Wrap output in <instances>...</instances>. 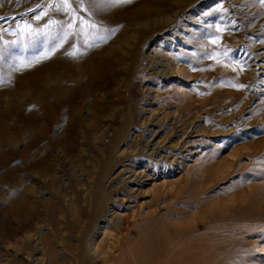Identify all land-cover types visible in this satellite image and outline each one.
I'll return each instance as SVG.
<instances>
[{
	"label": "rangeland",
	"instance_id": "374dc122",
	"mask_svg": "<svg viewBox=\"0 0 264 264\" xmlns=\"http://www.w3.org/2000/svg\"><path fill=\"white\" fill-rule=\"evenodd\" d=\"M95 1L0 0V264H160L165 246L121 256L134 207L129 242L185 231L196 264H264V0H151L114 27ZM107 49V84L68 80L51 124L50 65Z\"/></svg>",
	"mask_w": 264,
	"mask_h": 264
},
{
	"label": "bare ground",
	"instance_id": "6f19581e",
	"mask_svg": "<svg viewBox=\"0 0 264 264\" xmlns=\"http://www.w3.org/2000/svg\"><path fill=\"white\" fill-rule=\"evenodd\" d=\"M101 1H103V0H97V1H95V4H94L95 6L94 5L93 6L98 9V14L99 13H102V12L104 14L106 13L105 15H108L107 16V23L111 27H114V26H117L118 24L122 23L123 21L124 22L125 21L126 22L128 21L127 23H129V22L135 21L137 18H140V17H143L144 15H146L148 13V11L145 8L146 6H144V5L146 3H148V2H150L151 0H129V1L123 2V3H117L116 0H111L112 2L110 4H112V5L108 4L109 6H107L105 2L104 3L103 2L101 3ZM131 6H134L135 7L134 10H132V8L130 9ZM125 10H128L127 11L128 13H122ZM99 11H101V12H99ZM104 14H100V17H103ZM17 23H19V21H17ZM81 39H82V37H81ZM54 40H55V38H54ZM52 44H53V39H52ZM56 51H54V53ZM107 51L108 52L106 54H104L103 52H100V51H94V52H92L93 54H91L89 58H86L87 57L86 56L85 59L83 60V63H81L79 65V68L81 69L80 70L81 72H79L77 69L71 68L69 66V64H68V61L69 60L67 58L66 59L68 61L66 59L65 60H62V61H65V62H63V64L61 66L56 65V63L53 64V67H52V65H50L49 75L51 77H52V75H54V77H52V80H51L49 78V76H48L47 83H49L48 84L49 87L47 88L45 86L46 87L45 92H37L36 94H34L33 91L32 92L35 95V100L37 101V103L40 106V108L46 113L47 117L50 118V120H51L50 122H52L51 124H54L52 120L56 121V116H54V114H55L54 111H56V110H58L60 108L65 107L67 105V103L69 102V97L70 98L72 96L74 97V95L71 94L72 95L71 96L69 94V93H71L72 90L70 89L71 90L70 92L65 91L66 89L65 88L63 89V85H65L66 88L69 89L70 88V85H71L69 82H72V83H74V86H76V87H79L80 86L79 89L82 87V90L83 91L86 90L87 93H89V91H91V90L94 89L93 88L94 86L104 87L105 84H107V83H105L104 81L101 80V79H103V80L104 79H107V78H104V77L108 76L107 74H108L109 69H110L109 64L112 63V62H110L111 61V56H110V54H108V53L111 52V49H109V50L107 49ZM54 53H52V55ZM55 54H54V56H55ZM111 67H112V65H111ZM78 76H80V78H82L81 80L78 79V81L81 82L80 84L78 83V81L76 82L79 85L78 84H75V82H74L75 80H77V77ZM68 80H69V82H67ZM72 80H74V81H72ZM68 83L70 84L68 86L69 88L67 87V84ZM75 94L77 95L78 93L76 92ZM77 97H74V99L77 98ZM52 107H53L54 110H52ZM69 108H70V102H69ZM65 111H66V109H65ZM57 112H59V111H57ZM57 116H58V114H57ZM57 119H58V117H57ZM34 122H35V120H34ZM31 125H33V127H30V128L28 127V130L29 129L30 130L27 131V132H30L29 135L30 134H34V136H35V132L33 131V130H35L34 124H31ZM27 136H28V133H27ZM30 136L32 137V135H30ZM64 137H65V139H67L66 135H64ZM34 138H38V137H34ZM32 141H33L32 142V144H33V143H35L34 141H37V139H35V140L32 139ZM150 161H151V159L149 160V164H150ZM151 163H152V161H151ZM156 164L157 163L154 162V165H156ZM154 167H156V166H154ZM140 171H142V170H140ZM140 173H142V172H139V174H136L135 175V177H136L135 180L138 181V182L139 181L141 182L140 178L142 176L140 175ZM147 177H148V175H147ZM125 186L126 185H124L122 187L119 186V187H120V189L123 188V187L126 189L127 187H125ZM95 187H96V189H94V192L92 193V197H93L92 208H93V212L95 214H98L99 215L101 213V211H106L107 210L108 202L111 201L110 199L112 198L113 195L112 194H109V192H107L108 190L106 191L103 188H101L100 186L95 185ZM126 191L129 192L130 189H127ZM127 194H128L127 199L128 198L129 199L131 198L130 201H133L134 196L132 195V193H127ZM127 194H125V195H127ZM123 199L124 198H122V200ZM139 206H140V204H139ZM50 208H51V206H50ZM129 210L127 211L128 212L127 213L128 216L125 217L126 219L123 222H120L119 221V217L117 218L116 216H114V221H115L114 223H116L118 225L119 232L121 233V235H119V237L118 236H117V238L115 237L116 238V243H118V244L120 243L122 245V247H121V254L122 255L121 256L123 258H125V259H127V258L136 259V257L139 254L142 255L139 252H141L143 249L145 250V252H147V251H152L153 249H155V248H157L159 246H165V253H163V258H161V256H160V258H161L160 259V262H159L160 264H170V262H173V264H196V263L199 262V261L198 262L196 261V263L193 262V260H195V258L197 257L196 256L197 253L191 255L189 253H185L186 251L184 252V249H187V247H186L187 243L186 242H183V241L181 242V239L187 233L185 231H182L180 233L179 232H175V235H173L172 237L168 238L169 240H164L163 238H158V237L155 236L159 232L158 228H155V229H153V232L150 233V235H152V236H150L148 238L149 240H147L146 242L144 241V239H137V240H134L132 242H129V240L127 239L126 235H127L128 231L130 230V228L132 227V225L135 224L136 217L138 216V214L136 213V211L134 212L135 207H134L133 211H129ZM20 211H22L21 208H20V210L19 209H15L11 213V216L13 218H16L15 220H17V221H18V219H20L19 218ZM51 213H53V210L52 209H51ZM94 213H93V215H94ZM8 216H7V218H8ZM110 222H112V221H110ZM154 226H155V224H154ZM149 232H151V230ZM149 232L146 231V234H148ZM198 241H201V240H198ZM199 244H200V242L198 243V245ZM192 245L191 246L188 245V246L189 247H192ZM197 247H199V246H197V244H196V248ZM139 248H141V249L139 250ZM189 249H191V248H189ZM125 250H126V253H125ZM144 250H143V252H144ZM160 251L161 250H159L158 253H160V255H161V252ZM198 251H200V250H198ZM199 253L200 252H198V254ZM157 258H158V256H157ZM125 259H123V260H125ZM81 260H82V263L83 264H90V261H89V259H87V257H83ZM208 262H209V260H208ZM202 263H204V262H202Z\"/></svg>",
	"mask_w": 264,
	"mask_h": 264
},
{
	"label": "snow or ice",
	"instance_id": "6c2138e0",
	"mask_svg": "<svg viewBox=\"0 0 264 264\" xmlns=\"http://www.w3.org/2000/svg\"><path fill=\"white\" fill-rule=\"evenodd\" d=\"M64 4L67 5L68 4V0H64ZM37 19H39V17H37Z\"/></svg>",
	"mask_w": 264,
	"mask_h": 264
}]
</instances>
